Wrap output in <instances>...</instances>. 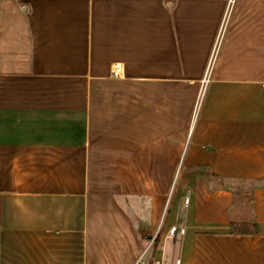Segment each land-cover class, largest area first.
Instances as JSON below:
<instances>
[{"label":"crops","instance_id":"obj_1","mask_svg":"<svg viewBox=\"0 0 264 264\" xmlns=\"http://www.w3.org/2000/svg\"><path fill=\"white\" fill-rule=\"evenodd\" d=\"M2 9L0 264H264V0Z\"/></svg>","mask_w":264,"mask_h":264},{"label":"rangeland","instance_id":"obj_2","mask_svg":"<svg viewBox=\"0 0 264 264\" xmlns=\"http://www.w3.org/2000/svg\"><path fill=\"white\" fill-rule=\"evenodd\" d=\"M3 2H4V0H0V18H1V16H2V5H3ZM105 84H107V82H104V85ZM109 86H111V87H103V88H101V89H98L97 90V93H95V91L93 90V89H91V90H89V89H84L83 87L81 88V87H79L78 89L76 88V89H74L73 87H70V88H67L66 89V95H69V96H71V95H73V92H75L76 91V94L77 95H91V91L93 92V93H95V94H97V95H105V94H107V93H110V92H112V94L115 92V91H117L116 89H115V86H114V82H112V81H109ZM120 90V89H119ZM60 92V90H58V88H50V94L52 95V94H57V93H59ZM61 93H63V92H61ZM111 94V93H110ZM200 100V99H199ZM196 108H198L199 107V101H198V103L196 104Z\"/></svg>","mask_w":264,"mask_h":264},{"label":"built area","instance_id":"obj_3","mask_svg":"<svg viewBox=\"0 0 264 264\" xmlns=\"http://www.w3.org/2000/svg\"><path fill=\"white\" fill-rule=\"evenodd\" d=\"M112 72H113V74L115 76H120L123 73L122 65H120V64L115 65L113 70H112ZM186 203H188V199H186ZM178 231H179L178 227L177 226H173L170 229V235L171 236H175V234H177ZM181 233H184L183 229H181ZM135 264H161V263L159 261H157V260L148 262V261L144 260L142 257H140L139 259H137Z\"/></svg>","mask_w":264,"mask_h":264}]
</instances>
